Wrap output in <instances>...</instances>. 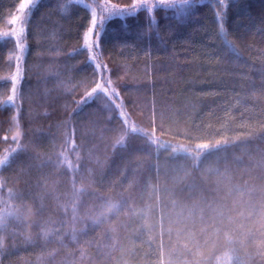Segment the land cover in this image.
<instances>
[{
  "label": "trees",
  "instance_id": "trees-1",
  "mask_svg": "<svg viewBox=\"0 0 264 264\" xmlns=\"http://www.w3.org/2000/svg\"><path fill=\"white\" fill-rule=\"evenodd\" d=\"M159 4L0 0V264H264V0Z\"/></svg>",
  "mask_w": 264,
  "mask_h": 264
},
{
  "label": "snow or ice",
  "instance_id": "snow-or-ice-1",
  "mask_svg": "<svg viewBox=\"0 0 264 264\" xmlns=\"http://www.w3.org/2000/svg\"><path fill=\"white\" fill-rule=\"evenodd\" d=\"M141 2H142V0H141ZM221 3H222V0H221ZM30 4H31V0H21V6H20L21 7V10L23 11L25 9V7L30 6ZM164 6H165V0H160V4L157 5V6H155V7L159 9V8L164 7ZM132 8H133V11L126 13L128 16H136L137 13L141 10V9H138L137 8L136 3H133ZM142 10H144L145 12L151 13L152 10H153V6L152 5H148V4H143L142 5ZM119 14L120 15H124L125 12L123 10H121ZM18 19L19 18H14L12 20V25H15L18 22ZM151 23H152V19H151V17H149L148 18V25H146V26H150ZM95 26H96V20L93 17L92 20H91V26H90V28L88 30V34L85 37V47H86V50L87 49H90L92 47V43H91V41H90V39L88 37L91 35L92 29H94ZM21 44H22V42H21ZM93 60H95V58H93ZM101 67H102V65L100 63H95V69L96 70L101 69ZM98 75H103V73L98 72ZM13 91H15L14 87H13Z\"/></svg>",
  "mask_w": 264,
  "mask_h": 264
},
{
  "label": "rangeland",
  "instance_id": "rangeland-1",
  "mask_svg": "<svg viewBox=\"0 0 264 264\" xmlns=\"http://www.w3.org/2000/svg\"><path fill=\"white\" fill-rule=\"evenodd\" d=\"M25 9H26V7H25ZM25 9H24V10H25ZM21 51H22V50H20V52H21ZM27 117H28V118L31 117V116H30V113L27 114ZM3 209H4V208H3ZM3 209H2V210H3ZM8 215H10V211H8V210H6V211H4L2 214H0V225L2 224L1 220L4 219V217H6V216H8Z\"/></svg>",
  "mask_w": 264,
  "mask_h": 264
}]
</instances>
